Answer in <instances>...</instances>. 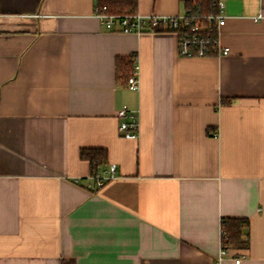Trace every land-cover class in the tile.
Masks as SVG:
<instances>
[{"label":"crops","instance_id":"crops-1","mask_svg":"<svg viewBox=\"0 0 264 264\" xmlns=\"http://www.w3.org/2000/svg\"><path fill=\"white\" fill-rule=\"evenodd\" d=\"M222 1L230 53L186 57L174 32L106 29L96 0H0V264H215L224 217L250 244L221 264H264V0ZM83 147L117 165L99 189Z\"/></svg>","mask_w":264,"mask_h":264},{"label":"built area","instance_id":"built-area-1","mask_svg":"<svg viewBox=\"0 0 264 264\" xmlns=\"http://www.w3.org/2000/svg\"><path fill=\"white\" fill-rule=\"evenodd\" d=\"M186 1V0H183ZM217 12L197 14L192 9H185L175 15H143L135 14H108L96 9L103 26L108 30L131 32H158L171 31L178 37L180 55L186 57H204L210 55H227L231 49L222 45L220 40L221 27L226 22L224 14L225 4L217 0ZM136 61V56L134 57ZM131 89L138 88V64H134L133 73L128 78ZM119 118V132L124 138L137 139L139 137L140 122L136 110L122 108L117 111ZM117 165L111 163L104 171L96 175L93 184L96 188L102 187L107 181L116 176ZM93 180V179H92ZM233 247L222 243L215 264H221L229 256ZM241 255L235 257V263L241 262ZM74 264V263H67Z\"/></svg>","mask_w":264,"mask_h":264},{"label":"trees","instance_id":"trees-1","mask_svg":"<svg viewBox=\"0 0 264 264\" xmlns=\"http://www.w3.org/2000/svg\"><path fill=\"white\" fill-rule=\"evenodd\" d=\"M185 9H192L197 14L217 12V0H186ZM96 9L108 14H135L138 12V0H96ZM184 9V10H185ZM133 57L119 56L116 58V76L118 80L128 81L133 73ZM80 157L90 164V179L106 169L108 150L102 147H83ZM96 190L95 186H91ZM248 218L224 217L221 219L222 243L233 248H247L250 244Z\"/></svg>","mask_w":264,"mask_h":264}]
</instances>
